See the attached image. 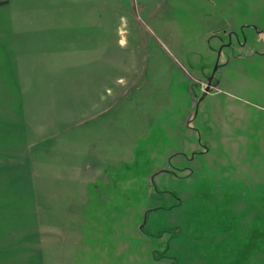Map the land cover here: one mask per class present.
I'll return each instance as SVG.
<instances>
[{
  "label": "rangeland",
  "instance_id": "374dc122",
  "mask_svg": "<svg viewBox=\"0 0 264 264\" xmlns=\"http://www.w3.org/2000/svg\"><path fill=\"white\" fill-rule=\"evenodd\" d=\"M0 264H264V0H11Z\"/></svg>",
  "mask_w": 264,
  "mask_h": 264
},
{
  "label": "crops",
  "instance_id": "0c3cea01",
  "mask_svg": "<svg viewBox=\"0 0 264 264\" xmlns=\"http://www.w3.org/2000/svg\"><path fill=\"white\" fill-rule=\"evenodd\" d=\"M11 0H0V12L5 10V8L10 4ZM73 2L79 3L80 1L85 2V0H72ZM95 8V7H94ZM12 31V30H11ZM24 32L20 33H28V30H23Z\"/></svg>",
  "mask_w": 264,
  "mask_h": 264
},
{
  "label": "water",
  "instance_id": "95a60500",
  "mask_svg": "<svg viewBox=\"0 0 264 264\" xmlns=\"http://www.w3.org/2000/svg\"><path fill=\"white\" fill-rule=\"evenodd\" d=\"M212 77H213V75L209 76V78H208V85L206 86L205 91L209 90V88H210V81H211Z\"/></svg>",
  "mask_w": 264,
  "mask_h": 264
},
{
  "label": "bare ground",
  "instance_id": "6f19581e",
  "mask_svg": "<svg viewBox=\"0 0 264 264\" xmlns=\"http://www.w3.org/2000/svg\"><path fill=\"white\" fill-rule=\"evenodd\" d=\"M121 42H124V39L122 38Z\"/></svg>",
  "mask_w": 264,
  "mask_h": 264
}]
</instances>
